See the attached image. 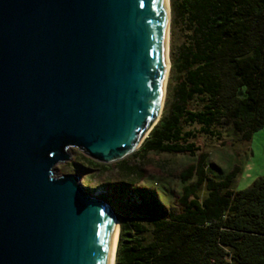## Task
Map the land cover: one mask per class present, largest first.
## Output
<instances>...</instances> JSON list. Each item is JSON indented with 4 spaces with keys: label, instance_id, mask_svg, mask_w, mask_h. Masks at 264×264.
<instances>
[{
    "label": "water",
    "instance_id": "95a60500",
    "mask_svg": "<svg viewBox=\"0 0 264 264\" xmlns=\"http://www.w3.org/2000/svg\"><path fill=\"white\" fill-rule=\"evenodd\" d=\"M169 17V0H0V264H111L114 210L56 167L142 145Z\"/></svg>",
    "mask_w": 264,
    "mask_h": 264
},
{
    "label": "trees",
    "instance_id": "16d2710c",
    "mask_svg": "<svg viewBox=\"0 0 264 264\" xmlns=\"http://www.w3.org/2000/svg\"><path fill=\"white\" fill-rule=\"evenodd\" d=\"M172 8L185 35L171 47L164 111L139 149L115 164L120 182L107 188L143 203L151 238L141 221L122 220L116 264H264V176L235 191L239 167L216 179L195 142L200 134L221 140L224 133L248 142L264 128V0H173ZM152 154L197 156L173 171L183 185L177 212L138 186ZM77 161L101 168L84 154Z\"/></svg>",
    "mask_w": 264,
    "mask_h": 264
},
{
    "label": "rangeland",
    "instance_id": "374dc122",
    "mask_svg": "<svg viewBox=\"0 0 264 264\" xmlns=\"http://www.w3.org/2000/svg\"><path fill=\"white\" fill-rule=\"evenodd\" d=\"M172 2L173 0H171L170 4V48L172 47L173 40H176L177 43H181L184 41L185 35L184 29H182L183 26L179 25L175 20ZM171 76L172 60L162 113L167 100ZM188 129L189 128H187V130ZM195 142L201 148L200 153H206L208 155L207 171L216 179H224L236 166L239 167L240 172L232 184V189L235 191L246 189L256 178L264 176V128L256 132L248 142L238 141L236 138L230 137L226 133H224L221 140L200 134ZM138 149L139 147L134 152ZM134 152L127 155L124 159L130 158ZM71 154V160L61 163L56 167V175H77L83 186L87 185V183L89 184L86 188L89 189L91 194L96 198L106 201L112 207L120 228L122 220L134 219L141 221L148 228L147 236L150 239L152 227L149 214H147L143 203H141L138 198H135L132 202H127L126 200L119 199L114 194L107 193V188L110 184L117 185L120 182L119 177L114 171L115 164L118 161L109 164L97 161L101 168L92 169L89 165L87 167H82L77 161L78 157L84 154L83 152L72 149ZM84 155L87 156L86 154ZM196 161L197 156L193 157L189 154L149 155V158L145 162V178L138 186L139 188L151 190L167 212H177L179 211L177 196L181 193L183 185L175 179L173 171L177 172L181 168L195 163ZM104 167L108 168L107 172H104ZM168 173H171L173 177H170ZM202 195H205V192H202Z\"/></svg>",
    "mask_w": 264,
    "mask_h": 264
},
{
    "label": "bare ground",
    "instance_id": "6f19581e",
    "mask_svg": "<svg viewBox=\"0 0 264 264\" xmlns=\"http://www.w3.org/2000/svg\"><path fill=\"white\" fill-rule=\"evenodd\" d=\"M169 4H171V0H169ZM170 20H171V12H170V17H169V66H168V75H167V80H166V83H165V91H164L163 101H162L161 108H160V111H159V114H158V117H157L156 120H158V118H160L161 113H162V109H163V105H164L165 98H166V93H167V83H168V77H169L170 66H171V58H170V50H171V48H170V46H171V43H170ZM119 233H120V225H119V222L117 221V232H116L115 245H114V250H113V256H112L111 264H115L116 263L117 249H118V243H119Z\"/></svg>",
    "mask_w": 264,
    "mask_h": 264
}]
</instances>
